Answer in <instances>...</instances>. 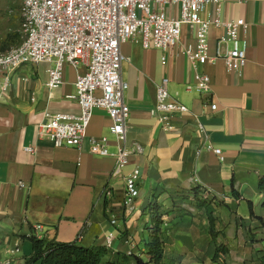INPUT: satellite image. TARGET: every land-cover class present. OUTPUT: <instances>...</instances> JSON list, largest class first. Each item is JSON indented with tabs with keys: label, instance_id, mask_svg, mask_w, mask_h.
Masks as SVG:
<instances>
[{
	"label": "crops",
	"instance_id": "obj_1",
	"mask_svg": "<svg viewBox=\"0 0 264 264\" xmlns=\"http://www.w3.org/2000/svg\"><path fill=\"white\" fill-rule=\"evenodd\" d=\"M213 11L209 6L202 18ZM221 18L247 24L240 33L248 44L247 62L240 74L227 72L222 60L199 67L211 79L208 94L195 91L194 70L184 54L186 46L195 45L193 28L184 27L179 44L166 52L144 50L139 39L121 48L128 59L122 66L129 87L124 95L130 109L127 145L143 149L124 171H140L133 212L123 206V179L112 176L115 159L89 151L88 137L107 136L109 151L116 152L105 110L93 112L80 149L55 147L38 134L47 115L79 113L78 105L66 99L75 91L76 71L66 65L63 85L52 91L46 87L49 64L25 65L9 75L8 90L0 93V261L26 264L30 238L38 236L104 247L153 264L148 249L155 205L162 222L161 264H264V191L259 189L264 177V4L222 0ZM223 34V29L210 30L212 55ZM163 78L169 79L171 96L188 108V114L173 118L171 131L150 113ZM204 145L219 149L223 160ZM196 189L198 198L213 201L215 238L205 210L197 207ZM36 226L42 230L36 232ZM218 247L226 253L215 260ZM16 248L19 253L11 255Z\"/></svg>",
	"mask_w": 264,
	"mask_h": 264
},
{
	"label": "built area",
	"instance_id": "obj_2",
	"mask_svg": "<svg viewBox=\"0 0 264 264\" xmlns=\"http://www.w3.org/2000/svg\"><path fill=\"white\" fill-rule=\"evenodd\" d=\"M254 1L264 4V0ZM209 6L214 7L213 15L202 18ZM19 13L20 42L0 53V75L4 76L0 93L7 92L9 75L22 66L49 64L46 87L51 91L63 85L64 68L71 66L76 71L75 91L66 99L78 105L79 113L47 115L38 134L55 147L80 149L93 112L105 110L111 120L109 134L116 152L109 151L107 136L88 137L89 151L96 157L115 159L112 176L124 181L123 206L128 212L134 211L139 196L140 171L134 169L128 175L124 171L130 157L141 155L143 149L127 145L130 109L124 95L129 87L122 79V66L128 59L122 54V46L139 39L144 50L166 52L179 44L184 27L193 28L195 45L186 46L184 54L194 70V89L201 95L210 93L211 79L199 72V67L222 60L227 72L240 74L247 62L248 44L240 37L247 24L243 19L223 20L222 0H20ZM212 28L224 30L213 55L209 44ZM210 109L215 112L217 106L212 104ZM150 113L165 131L174 129L176 115L188 114V108L171 96L168 78L156 86ZM198 130L204 132L200 123ZM202 149L223 160L219 149L211 145ZM18 185L24 187L23 182ZM34 230L39 232L42 227ZM112 239L107 237L108 247ZM10 253H19V248ZM0 264H11V260H1Z\"/></svg>",
	"mask_w": 264,
	"mask_h": 264
},
{
	"label": "trees",
	"instance_id": "obj_3",
	"mask_svg": "<svg viewBox=\"0 0 264 264\" xmlns=\"http://www.w3.org/2000/svg\"><path fill=\"white\" fill-rule=\"evenodd\" d=\"M259 189L264 191V177L260 178ZM194 194L197 198V207L205 210L211 228V235L215 238L214 223L215 218L213 201L198 198L199 190L196 189ZM233 194L236 195L235 191ZM151 214L153 217V231L150 237L148 254L151 255V263L161 264L163 255V238L160 230L161 215H159V207L152 206ZM32 243V255L27 260L26 264H130V260L135 261V264H149L142 261L140 258L115 253L104 247L84 248L76 243H59L55 240L46 241L35 236L30 238ZM225 254L226 249L218 247L215 260L219 258V254ZM226 264V263H220Z\"/></svg>",
	"mask_w": 264,
	"mask_h": 264
},
{
	"label": "rangeland",
	"instance_id": "obj_4",
	"mask_svg": "<svg viewBox=\"0 0 264 264\" xmlns=\"http://www.w3.org/2000/svg\"><path fill=\"white\" fill-rule=\"evenodd\" d=\"M20 0H0V53L20 42Z\"/></svg>",
	"mask_w": 264,
	"mask_h": 264
}]
</instances>
